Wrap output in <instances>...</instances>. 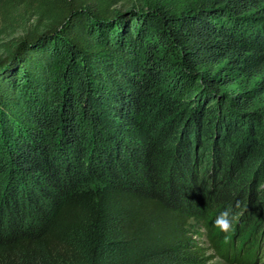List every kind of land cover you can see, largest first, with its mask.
I'll return each instance as SVG.
<instances>
[{"label":"trees","instance_id":"16d2710c","mask_svg":"<svg viewBox=\"0 0 264 264\" xmlns=\"http://www.w3.org/2000/svg\"><path fill=\"white\" fill-rule=\"evenodd\" d=\"M28 19L0 58V264H214L226 207L225 251L264 254V0H0L3 32Z\"/></svg>","mask_w":264,"mask_h":264},{"label":"rangeland","instance_id":"374dc122","mask_svg":"<svg viewBox=\"0 0 264 264\" xmlns=\"http://www.w3.org/2000/svg\"><path fill=\"white\" fill-rule=\"evenodd\" d=\"M33 24L34 20L28 19L23 27H20L13 31L3 32V24L0 20V58L6 57L11 53V48L14 45V39L17 36L24 34L27 27L32 26ZM262 104H264V98H262ZM239 220L240 221H234V226L232 227V233H230V235L228 234V236L222 239L223 231L220 233L218 237L219 245H217V247L214 244L213 239L211 240V237L207 235L206 230L203 231L204 235L199 237L200 239L198 238L200 242H202L204 248L208 249V254L212 256V262L214 264H264V254L257 256L255 255L257 254L255 253L257 247H253V250H251L252 255L250 254L247 257L244 256L243 259H241V257L235 256L234 254L231 255L227 250L225 251V248H228L231 244V237H233L234 235L237 237L241 233L238 232V228L243 224L242 217H240ZM218 247H222L223 252L220 253Z\"/></svg>","mask_w":264,"mask_h":264},{"label":"clouds","instance_id":"9594fccd","mask_svg":"<svg viewBox=\"0 0 264 264\" xmlns=\"http://www.w3.org/2000/svg\"><path fill=\"white\" fill-rule=\"evenodd\" d=\"M235 215L232 212L231 208H225L216 216L214 223L218 229L229 232L234 226Z\"/></svg>","mask_w":264,"mask_h":264}]
</instances>
